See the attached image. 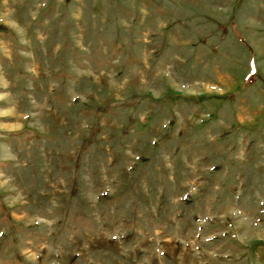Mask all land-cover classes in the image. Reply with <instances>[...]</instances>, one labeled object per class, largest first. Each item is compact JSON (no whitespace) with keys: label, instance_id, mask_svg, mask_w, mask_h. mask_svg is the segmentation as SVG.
Instances as JSON below:
<instances>
[{"label":"rangeland","instance_id":"obj_1","mask_svg":"<svg viewBox=\"0 0 264 264\" xmlns=\"http://www.w3.org/2000/svg\"><path fill=\"white\" fill-rule=\"evenodd\" d=\"M0 264H264V0H0Z\"/></svg>","mask_w":264,"mask_h":264},{"label":"bare ground","instance_id":"obj_2","mask_svg":"<svg viewBox=\"0 0 264 264\" xmlns=\"http://www.w3.org/2000/svg\"><path fill=\"white\" fill-rule=\"evenodd\" d=\"M260 233V232H259ZM170 245V244H169Z\"/></svg>","mask_w":264,"mask_h":264}]
</instances>
